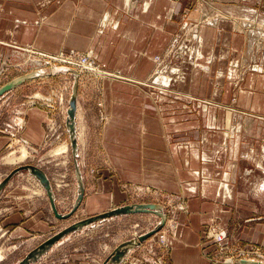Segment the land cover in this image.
I'll return each mask as SVG.
<instances>
[{"label":"crops","instance_id":"crops-1","mask_svg":"<svg viewBox=\"0 0 264 264\" xmlns=\"http://www.w3.org/2000/svg\"><path fill=\"white\" fill-rule=\"evenodd\" d=\"M0 2L3 8L0 40L32 44L47 55L90 52L102 70L118 71L125 76L74 77V84L78 82L76 127L78 150L83 153L84 162L81 160L80 166L85 186L79 212L90 216L127 204L122 203L128 197L127 191L120 185L126 180L139 184L141 188L134 185L139 193L153 188L172 194H162L163 198L182 203V207L176 205L174 213L179 222L170 256L172 264L212 263L203 242L204 232L212 222L224 227L226 241L235 236L232 233L235 226L240 231L242 228V234L238 233L237 237L244 239L241 244L264 245V181H260L261 175H243L245 165L256 166L258 170L264 167V142L251 143L243 138L245 128L235 125L233 119L243 116L239 111L233 113L227 104L231 86L228 85L220 100V86L225 85L222 70L227 68L237 49H241L236 46L238 36L231 21L201 28L199 35L202 33L205 38L201 48L203 57L193 54L196 67L185 61L183 78H172L171 84L175 81L183 93L190 94L184 96L186 100L180 97L183 104H177L176 108L170 99L179 98L166 94L155 100L154 64L158 54L167 52L169 40L183 33L184 25L192 22L190 19L197 20L199 13L190 10L193 0H25L16 5L10 0ZM172 7L177 16L170 18ZM186 17L188 21L184 23ZM195 45L199 50L200 44ZM11 47L1 50V55L5 56L8 50L12 56L22 53L20 45ZM9 56L4 57L7 67L12 62ZM165 67L166 71L170 69V65ZM174 69L176 73L181 70ZM218 70L221 73L216 78ZM193 97L211 102L208 100L203 109L194 110L184 105L192 103L195 107L197 102ZM261 97L257 94V100ZM4 104L5 100L0 104V113ZM48 117L45 108L32 106L27 113L22 111L20 117L15 116L13 123H3L0 118V154L18 139L34 146L44 145L48 138ZM183 135L194 137L188 140ZM19 182L16 175L0 192V220L10 237L49 238L56 233L58 224L71 223L72 216L58 218L53 209L47 212L42 207L45 201L40 199H49L45 192L44 196L26 195L19 190ZM79 191L78 187L77 196ZM55 194L60 212L67 213L61 209L63 194L56 190ZM243 202L246 210L239 208ZM163 210L170 217L166 205ZM160 221L158 218L157 224ZM166 239L168 243L173 241L167 235ZM56 245L35 264H44L52 258L55 252L51 251ZM140 247H133L123 264L135 261L140 256L136 257ZM168 255L167 248L161 245L154 256L163 264ZM93 262L95 259L83 250H71L61 264Z\"/></svg>","mask_w":264,"mask_h":264},{"label":"rangeland","instance_id":"rangeland-1","mask_svg":"<svg viewBox=\"0 0 264 264\" xmlns=\"http://www.w3.org/2000/svg\"><path fill=\"white\" fill-rule=\"evenodd\" d=\"M10 1L16 5L17 3H22L25 0ZM193 1L194 5L190 8V10H194L195 12L199 13L197 20L190 19L192 22L187 23L188 19L186 17L184 23H187V26H185L186 24L184 25L183 33L174 35L169 40L168 50L164 53V55L158 54L156 56L153 74L155 100L158 101L163 95L168 94L170 97L179 98V100L170 99L172 104L176 103V108L178 107L176 106L177 104H183V100H186L184 96H189L190 94L183 93L180 87L175 85V81L173 84H171V82L172 78H174V80L183 78V71L185 70L182 68H184L185 61L192 64V67H196L195 60L193 59L192 55L190 56V47L192 42H195V40H193L194 34H199L202 27L207 28L210 26H218L222 21H231L232 30L236 32L235 36H238L236 46L241 49H237V57L234 55V58H231V60L227 62V68L222 70L224 80L223 82L225 85L222 84L220 86L222 90V96L220 100H223V95L227 93L228 85L231 86L229 87L230 95L228 100L230 102L228 103L227 101V104L230 106V110L233 111V113H236L234 111H239L243 116V119H241L240 115L237 119H233L235 125L237 123L241 124L242 128L246 129V131L243 129V138L248 139V141L251 140V143H254L252 142L253 140H255V143L264 142V0ZM171 11L173 12L170 13V18L177 16L175 15L176 13L174 12V7H172L170 12ZM1 12H3V8L0 7V13ZM238 22L242 24L243 27L240 28V24ZM201 34L202 33H200V35ZM0 41L5 42L4 44L7 43L6 45H2L0 42V51H6V48L11 49V46L14 44L23 47L21 49L22 53L13 54V56L12 52L8 53L9 50L6 52V55L9 54V59L12 61L8 62V64H10L9 67L5 65L6 63L4 57L6 58V55L3 56L0 53V86L14 77L26 74L28 72L39 70L42 74L47 73L26 80L2 96V99H0V104L4 100L6 101V104L1 107L3 109V111L0 113L1 121L3 123H13L15 116L18 115L20 117L22 111L27 113L28 109L32 106L43 107L49 112V120L46 124L48 138L44 145L34 146L28 144L25 139H18L14 140L0 154V182L3 181L4 178H6L7 175L19 165H37L46 171L52 182L54 191L56 190L57 193L59 191L61 194H63L64 198H60L61 209L63 212H68L70 209H72L73 204L76 201L79 187L75 158L72 152L70 135L66 124L69 100L71 97L70 94H72L74 84L73 80L76 76L75 72L71 71L69 68L77 69V66L73 63H64V61L70 60V57L65 56V60H63L64 55L62 54H60L61 56L58 55L56 58L45 56L42 54L45 51L41 52L42 50L31 46L32 44H25L17 40H12L11 42L10 40ZM74 52L80 53L79 51H72L69 54L74 55ZM82 52L83 51H81V53ZM92 58L96 62L95 58ZM83 61L84 60H81V62ZM85 62L86 64L89 63L87 61ZM51 64L53 65L51 66ZM166 65H170V69L168 71L165 70ZM51 67L54 68L55 73L49 74L50 70H47ZM174 68L181 70L176 73V69ZM172 69L174 70L171 71ZM244 70L245 73H243ZM233 71H237V73H235L232 77L231 75ZM108 72L112 73L116 77H125L121 72L119 73L118 71L116 72L120 75L116 74L115 71ZM215 73L216 78H218L221 70H218ZM83 75H89L90 77L96 78L100 74H90L89 72H86ZM100 76L105 77V75ZM254 80L256 81L254 82ZM242 94L245 95L242 96ZM257 94L262 96L258 100ZM180 97H183L184 99ZM193 99H196L195 101L197 102L195 107L192 103H186L184 105L187 107L192 106L194 110H196L195 108L203 109L204 104H206L209 100L198 97H193ZM209 101L211 102V100ZM181 121L184 122L183 120ZM184 136H188V140L194 137L193 135H183L181 137ZM181 142L186 143L187 140H183ZM62 143L70 144L69 150L65 153L53 154L51 150ZM23 146L27 147L29 156H27L25 160H18L16 162L10 161V157H13V154H19V149H21ZM79 152L80 154H78L77 159L80 165L81 160L83 161V153L82 151L78 150V153ZM95 155L98 156L97 152H95ZM259 165L260 164H258V166ZM88 174L89 173H87V175ZM246 174H253L257 177L261 175L260 181H264V167L258 170V167L256 166L253 167L250 165H245L243 175ZM16 175H19V190H23L25 192L24 194H30V196L36 193L38 194L35 196H40V194H42L41 196H44V192L47 194L46 189L40 180L35 175H33L29 169L20 170L13 177ZM14 184L17 183L15 182ZM60 184L63 185L60 187ZM120 185L122 186L123 190L127 191L128 196L124 198L122 203H159L162 205V207L166 205L170 211V217H168L166 225L163 226L157 233L145 240L148 242L146 246L142 245V243L145 241L134 245V248L141 245L140 248L142 249H138L136 257L139 255L140 256L131 264H146L145 262H152L151 264H160L157 262V259L154 255H156L157 250L161 245L163 248H167V254H169L167 262L163 264H172L170 256L174 239L177 238L178 227H176V225L178 226L179 222V220H177V218L174 216V213L175 210H177L176 205L179 208L183 206L182 203H173L171 202V199L167 197L163 198L162 194H165V196H171L172 194L155 190L152 187V189L149 188L150 191L139 193V189L135 191L134 188V185L137 186L139 184L122 180V184ZM143 188L144 185L142 186V189ZM256 189L257 188H255V190ZM23 198L26 199V197ZM49 200L50 199H47V197L44 200L40 199V202L45 201L42 204V207L46 208L47 212H50V209L52 210L51 202ZM251 201L254 202L253 199ZM245 206L246 202H243L239 208H245L244 210H246ZM235 208L238 209V206H235ZM78 210L72 216L71 223H69L70 221L63 222L59 220L58 222L63 223L60 225L58 224V229L56 232L60 231L65 225L69 226L73 222L88 216L82 210V212H79ZM158 218L160 220L161 217L157 213L145 211L113 215L97 220L86 227L65 235L58 242L54 243L46 253H49V251L57 244L56 246L58 247H55V249L51 251L55 252V255L48 259L44 264L63 263L64 259L67 257V254L71 250H83L95 259L93 264H104L107 260L111 259L114 251L117 250L121 244L127 241L136 240L137 236L140 234L155 228V226L159 224H157ZM217 225L220 227H217ZM232 229V233L234 232L235 236L233 239H228V241H226V238H224V227L220 223L212 222L206 228L203 239L205 244L204 246H206L204 247V250H206V254L211 257V264H245L241 259L264 260V245L258 244L257 242H252V245L247 247V245L241 244L242 240L244 239H240L241 237H239V239L237 238L238 233L242 234V228L241 231L239 227L235 226H233ZM244 233L249 234L248 232ZM166 235L170 236V238H173L171 243H168L167 240L165 241ZM154 236H156L155 239L150 240L153 239ZM46 239H48V236L36 238L31 237L22 240L14 237L12 238L9 236L8 230L4 229L0 220V249L3 251V257L0 259V264H18L31 250L38 247ZM132 248V246L129 247L126 255L130 253ZM123 263L124 262L120 264ZM32 264H35V262Z\"/></svg>","mask_w":264,"mask_h":264},{"label":"water","instance_id":"water-1","mask_svg":"<svg viewBox=\"0 0 264 264\" xmlns=\"http://www.w3.org/2000/svg\"><path fill=\"white\" fill-rule=\"evenodd\" d=\"M33 73V74H32ZM40 74L39 70L28 72L26 74L19 75L4 84L0 86V98L8 91L12 90L13 88L17 87L18 85L22 84L26 80L31 79L32 77L38 76ZM77 76V75H76ZM78 109V84L75 83L73 86V91L69 100V108H68V117L66 120L67 128L69 130L70 134V140H71V147L72 152L75 158V166L78 173V181H79V193L76 198V201L72 207V209L67 213L60 212L58 208V204L56 202V194L54 191V187L52 185V182L47 175L46 171L43 170L41 167L34 165V164H22L16 167L10 174L7 175L6 178H4L3 181L0 182V192L1 190L7 185V183L10 181V179L17 174L20 170L23 169H29L33 175H35L42 185L45 187L46 192L49 196L52 209L56 216L58 218H69L75 214V212L79 209L84 194H85V186H84V179L81 167L79 165L77 156H78V136H77V127H76V114ZM155 212L161 217V221L155 228L140 234L136 240L127 241L120 245L117 250L114 251V254L112 255L111 259L107 260L104 264H120L123 262L124 257L126 253L129 250V247L134 246L138 243H142L145 241L148 237L154 235L157 233L163 226L166 225L168 216L164 212L163 207L159 203H129L124 204L118 207H114L110 210H107L105 212L90 215L85 218H82L80 220H77L70 224L69 226H66L62 230L56 232L52 236H50L48 239H46L44 242H42L38 247L31 250L25 258H23L18 264H32L33 262L38 261L41 259V257L46 254V252L52 247V245L56 242H58L62 237L65 235L77 231L83 227H86L92 223H94L97 220L104 219L113 215H119V214H127L132 212ZM245 264H264V261H259L255 259H241ZM110 262V263H109Z\"/></svg>","mask_w":264,"mask_h":264},{"label":"bare ground","instance_id":"bare-ground-1","mask_svg":"<svg viewBox=\"0 0 264 264\" xmlns=\"http://www.w3.org/2000/svg\"><path fill=\"white\" fill-rule=\"evenodd\" d=\"M230 16V15H229ZM219 22V21H218ZM239 23V22H238ZM240 24V23H239ZM241 27H243V25L242 24H240V28ZM244 27H245V25H244ZM248 27V26H247ZM249 28V27H248ZM193 29V28H192ZM259 29H261V28H259ZM191 30V29H190ZM248 31V30H247ZM198 33V32H197ZM260 33V32H259ZM194 36H195V42H192V45H191V47H190V56L191 55H193V54H195V57H199V56H201V57H203V51H202V47H203V44H204V37H203V35L201 34V35H197L196 33L194 34ZM212 36V35H211ZM199 43L200 44V47H199V50H197V45H195V43ZM187 48V47H186ZM43 55H45V56H48V57H53V56H51L52 54H50V55H47V54H44V53H42ZM214 55V54H213ZM56 58V57H55ZM65 56L63 57V60H65ZM86 60H84L83 62H81L84 66H86L87 68H89V69H91L92 71H94V72H96V73H102V74H108V75H112L113 76V74L112 73H110V72H106V71H104V70H102L100 67H95L93 64H89V63H87L86 64V62H85ZM198 62H200L199 60H198ZM212 63V62H211ZM206 69H207V67H205ZM51 70H50V72L49 73H52V70H54V68H50ZM76 72H75V71ZM73 71L75 72V74L77 75V76H80L81 74H79L81 71L79 70V69H74ZM47 71H49V70H47ZM206 71V70H205ZM210 71H211V69H210ZM237 72V71H236ZM33 74V73H32ZM47 74V73H46ZM76 76V77H77ZM100 76V75H99ZM36 77V76H35ZM104 77V76H103ZM233 77V76H232ZM33 78V77H32ZM171 82V81H170ZM78 83V82H77ZM69 148H70V144H68V143H62V144H59V145H57L56 147H54L52 150H51V152L53 153V154H61V153H65V152H67L68 150H69ZM19 154H13V157H10V161H12V162H16V161H18V160H25V158L27 157V156H29V151H28V149H27V147H25V146H23V147H21V149H19ZM165 235V234H164ZM138 237V236H137ZM165 238H166V236H165ZM167 239H165V241H166ZM132 247H134V246H132ZM2 252L3 251H1V249H0V259L3 257V254H2Z\"/></svg>","mask_w":264,"mask_h":264},{"label":"built area","instance_id":"built-area-1","mask_svg":"<svg viewBox=\"0 0 264 264\" xmlns=\"http://www.w3.org/2000/svg\"><path fill=\"white\" fill-rule=\"evenodd\" d=\"M61 56L60 54H56V55H52L54 58L55 57H57V56ZM62 55H65V56H68V57H70L69 59L70 60H68V61H64V63H73V64H75L76 66H77V69H79L81 72L79 73V74H81V75H83V74H85L86 72H89L90 74H93V73H95V74H100V75H105V76H107L106 74H102V73H96V72H94V71H92L91 69H89V68H87L86 66H84L82 63H81V60H86L87 62H89V63H92L95 67H97L98 68V64H96V62L93 60V56H92V54L90 55V52H80V53H75L74 52V55H70V54H67V53H64V54H62ZM53 62H56V61H53ZM53 64H51V66H52ZM57 65V64H56ZM69 69H71V71L72 70H74V69H72V68H69ZM60 71H61V69H60ZM75 71V70H74ZM73 71V72H74ZM44 74H46V73H44ZM44 74H42L41 72H40V74L39 75H44ZM116 74H119V73H117L116 72ZM38 75V76H39ZM120 75V74H119ZM113 76H115V75H113ZM117 77H119V76H117ZM15 78V77H14ZM13 79V78H12ZM217 227H220V226H218L217 225ZM259 261H264V260H259Z\"/></svg>","mask_w":264,"mask_h":264}]
</instances>
